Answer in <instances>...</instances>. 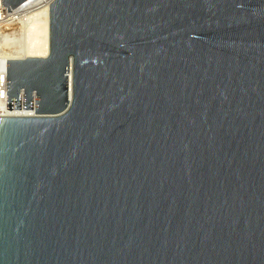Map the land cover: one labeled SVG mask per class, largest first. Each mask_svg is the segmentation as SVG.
Wrapping results in <instances>:
<instances>
[{
	"label": "water",
	"instance_id": "95a60500",
	"mask_svg": "<svg viewBox=\"0 0 264 264\" xmlns=\"http://www.w3.org/2000/svg\"><path fill=\"white\" fill-rule=\"evenodd\" d=\"M50 9L0 72L34 114L0 118V264H264V0Z\"/></svg>",
	"mask_w": 264,
	"mask_h": 264
},
{
	"label": "bare ground",
	"instance_id": "6f19581e",
	"mask_svg": "<svg viewBox=\"0 0 264 264\" xmlns=\"http://www.w3.org/2000/svg\"><path fill=\"white\" fill-rule=\"evenodd\" d=\"M41 2L35 4L37 6L35 11L28 14L25 20H21L19 29L10 32L3 30L0 34V48L6 58L47 57L50 54V7L52 2L49 0L42 4ZM69 72L70 82H72L73 65ZM70 86L72 87V84ZM72 98L71 88L70 99ZM2 115L31 116L34 114H2L0 112V118L3 117Z\"/></svg>",
	"mask_w": 264,
	"mask_h": 264
},
{
	"label": "built area",
	"instance_id": "2783aa9c",
	"mask_svg": "<svg viewBox=\"0 0 264 264\" xmlns=\"http://www.w3.org/2000/svg\"><path fill=\"white\" fill-rule=\"evenodd\" d=\"M34 1H37L36 3L42 1V4L46 0H28L17 8H10L12 12H8V6H2V0H0V34L3 30L10 32L19 29L21 20H25L28 14L36 10L35 8L37 6L35 5L36 3H34ZM50 1L52 2L53 0H49V2ZM8 27H10V29H7ZM2 51V48H0V72L3 61L10 60V58H6V55H4Z\"/></svg>",
	"mask_w": 264,
	"mask_h": 264
}]
</instances>
